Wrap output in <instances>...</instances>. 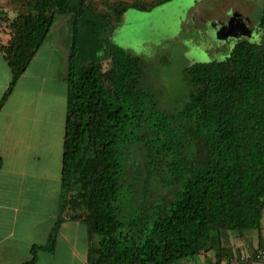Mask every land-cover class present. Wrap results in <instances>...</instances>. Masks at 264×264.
I'll return each mask as SVG.
<instances>
[{"label": "trees", "instance_id": "trees-1", "mask_svg": "<svg viewBox=\"0 0 264 264\" xmlns=\"http://www.w3.org/2000/svg\"><path fill=\"white\" fill-rule=\"evenodd\" d=\"M165 1H7L17 13L5 17L10 37L0 42L12 75L0 110L56 18L69 23L62 198L99 236L90 264H176L210 249L222 232L262 224L264 36L237 43L225 59L187 66L188 101L161 110L142 84L143 60L110 38L127 9ZM260 25L264 33V12ZM142 139L140 176L126 162ZM138 181L142 191L126 209L123 189ZM35 260L34 249L22 264Z\"/></svg>", "mask_w": 264, "mask_h": 264}, {"label": "crops", "instance_id": "crops-1", "mask_svg": "<svg viewBox=\"0 0 264 264\" xmlns=\"http://www.w3.org/2000/svg\"><path fill=\"white\" fill-rule=\"evenodd\" d=\"M67 23L56 18L55 35L46 38L0 110V264H22L34 249L32 264H90L99 242L81 209L64 206L62 198ZM47 43L42 63L38 58ZM11 76L0 50V100ZM262 250L264 212L259 228L222 232L210 249L176 264H264V254L258 257Z\"/></svg>", "mask_w": 264, "mask_h": 264}, {"label": "rangeland", "instance_id": "rangeland-1", "mask_svg": "<svg viewBox=\"0 0 264 264\" xmlns=\"http://www.w3.org/2000/svg\"><path fill=\"white\" fill-rule=\"evenodd\" d=\"M7 1L0 0V42H6L10 37L8 20L5 17L10 19L17 13L16 8H12ZM176 1L168 0L145 10L127 9L110 38L112 42L143 60L145 72L142 84L152 92L159 109L168 112L181 110L189 99L190 89L185 72L187 66L196 61L225 59L232 50L233 43L219 39L213 23L216 20H226L230 11L236 7L247 13L251 21L257 25L264 12V0H190L184 11L176 12L168 19L157 18L160 13L174 7ZM195 6L201 7L209 14L208 21L207 19L201 21L198 26L189 22L187 16L189 10ZM58 17L63 23L68 22L66 17ZM68 25L69 23L64 25L65 31L62 33V39L66 44L70 40ZM54 28L50 37L55 35ZM92 45L88 42L87 50L92 49ZM48 46L47 43L41 50L38 61L43 63L47 60L50 49ZM58 56H61L60 51L57 52V58L53 59V65L58 62ZM104 65L106 67L109 65L106 58ZM127 155L129 160L126 165L128 167L135 165L133 167L140 172V176L143 175L147 161L144 139L137 141ZM143 186L142 181L126 184L123 189L126 209L131 208L127 204L135 202V194H140ZM161 192L164 190L155 188L156 195ZM148 202L146 201L147 204Z\"/></svg>", "mask_w": 264, "mask_h": 264}, {"label": "flooded vegetation", "instance_id": "flooded-vegetation-1", "mask_svg": "<svg viewBox=\"0 0 264 264\" xmlns=\"http://www.w3.org/2000/svg\"><path fill=\"white\" fill-rule=\"evenodd\" d=\"M187 16L188 21L196 23L197 26L201 21H206V19L208 21L209 18V14L205 13V11L198 6L192 7ZM213 25L215 29H217V35L219 32L222 35L220 37L218 36L219 39L233 43L232 49L241 41L248 40L251 42H260L264 36L260 23L257 25L254 24L247 13L236 7L230 11L226 20H216Z\"/></svg>", "mask_w": 264, "mask_h": 264}, {"label": "water", "instance_id": "water-1", "mask_svg": "<svg viewBox=\"0 0 264 264\" xmlns=\"http://www.w3.org/2000/svg\"><path fill=\"white\" fill-rule=\"evenodd\" d=\"M188 2L190 4V0H177L176 1V5H174V7L168 9L166 12L164 13H160L158 15L157 18H160V19H168V18H171L174 14H176V12H181V11H184L187 7H188ZM218 36H222L219 32Z\"/></svg>", "mask_w": 264, "mask_h": 264}, {"label": "built area", "instance_id": "built-area-1", "mask_svg": "<svg viewBox=\"0 0 264 264\" xmlns=\"http://www.w3.org/2000/svg\"><path fill=\"white\" fill-rule=\"evenodd\" d=\"M261 254H264V250H262V251L258 254V257H260Z\"/></svg>", "mask_w": 264, "mask_h": 264}]
</instances>
